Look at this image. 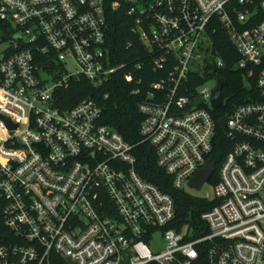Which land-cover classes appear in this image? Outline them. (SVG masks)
<instances>
[{"label": "built area", "instance_id": "1", "mask_svg": "<svg viewBox=\"0 0 264 264\" xmlns=\"http://www.w3.org/2000/svg\"><path fill=\"white\" fill-rule=\"evenodd\" d=\"M122 9L160 75L148 88L140 59L113 63L107 50L108 14ZM218 27L256 92L225 116L230 150L218 183L203 186L212 195L200 197L217 204L201 226L178 231L172 196L139 174L134 146L103 123V100L62 110L58 99L82 77L95 89L117 78L132 85L142 143L172 188L193 195L220 128ZM57 258L264 264V0H0V264Z\"/></svg>", "mask_w": 264, "mask_h": 264}, {"label": "trees", "instance_id": "2", "mask_svg": "<svg viewBox=\"0 0 264 264\" xmlns=\"http://www.w3.org/2000/svg\"><path fill=\"white\" fill-rule=\"evenodd\" d=\"M125 11H112L108 14L107 25V50L112 62H128L141 60L144 69L141 77L145 87H149L152 81L160 79V75L153 72L148 52L137 41L131 32L132 19L125 15ZM214 36V47L222 58L225 66L218 76L224 81L222 90L226 104L215 113V120L228 116L235 107L246 103L249 96L255 95V79H251L252 88H248L245 73L239 69L237 62L240 54L230 39L228 33L218 27ZM131 47L127 50V47ZM133 86L125 83L122 78H117L110 85L95 89L85 78L71 82L70 87L64 90L58 99L62 110L71 109L84 98H99L103 101V123L117 131L133 147L137 158L136 169L148 182L159 186L164 192L170 194L176 203V222L171 227L181 231L188 224L194 228L202 225V214L214 207L217 202L207 201L196 197L188 192L178 191L172 188L171 179L157 166V157L153 148L147 143H142L143 138L139 134V128L143 121L138 106L139 98L132 94ZM109 93L110 97L104 99ZM218 137L215 147L213 163L216 171L209 182L216 185L219 181L220 165L226 157L229 149L226 133L220 128L217 130ZM53 264H67L64 260L57 258L52 260Z\"/></svg>", "mask_w": 264, "mask_h": 264}, {"label": "water", "instance_id": "3", "mask_svg": "<svg viewBox=\"0 0 264 264\" xmlns=\"http://www.w3.org/2000/svg\"><path fill=\"white\" fill-rule=\"evenodd\" d=\"M213 56H216V50H213ZM217 70V69H216ZM218 87L213 93L212 96V104L215 110H218L221 108L224 104V98L222 95V90L224 87V81L222 79H218ZM201 103V100L198 102V104ZM219 126L221 130H225L226 128V123H227V117H222L219 119ZM216 171V167L214 164H208L205 166L202 171L198 172L195 177L191 180L189 183L190 187L198 192H200L203 189V186L205 185L206 182L210 180V178L213 176V174ZM68 264H73L68 260Z\"/></svg>", "mask_w": 264, "mask_h": 264}, {"label": "rangeland", "instance_id": "4", "mask_svg": "<svg viewBox=\"0 0 264 264\" xmlns=\"http://www.w3.org/2000/svg\"><path fill=\"white\" fill-rule=\"evenodd\" d=\"M69 68L72 70V71H77L78 70V68H76L75 67V65L74 64H70L69 65ZM208 88H210V89H212V88H214L215 87V83L214 82H210L209 84H207L206 85ZM194 196H196V197H203V196H211L212 195V193H213V189H212V187L210 186V185H207V186H205V188L203 189V191H201V192H198V191H190ZM159 245L158 246H156V247H158V248H162L163 246H162V240L161 239H159V243H158ZM161 245V246H160ZM156 249V248H155Z\"/></svg>", "mask_w": 264, "mask_h": 264}]
</instances>
